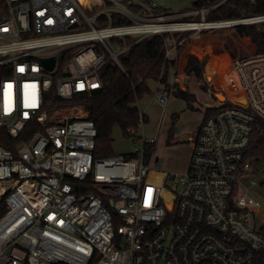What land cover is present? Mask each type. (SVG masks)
<instances>
[{"label": "built area", "instance_id": "1", "mask_svg": "<svg viewBox=\"0 0 264 264\" xmlns=\"http://www.w3.org/2000/svg\"><path fill=\"white\" fill-rule=\"evenodd\" d=\"M3 1L0 127L13 139L39 130L15 150L0 145V264H264V204L246 158L264 120V52L249 38L236 57L221 46L206 71L210 112L189 140L183 173L157 171L144 148L137 158H96L97 128L81 107L44 110L54 88L64 101L100 90L108 61L121 67L150 36L177 62L174 88L180 48L206 33L264 34V13L210 18L224 1L185 12L169 0ZM53 57L49 71L43 60ZM158 84L164 124L173 89Z\"/></svg>", "mask_w": 264, "mask_h": 264}, {"label": "trees", "instance_id": "2", "mask_svg": "<svg viewBox=\"0 0 264 264\" xmlns=\"http://www.w3.org/2000/svg\"><path fill=\"white\" fill-rule=\"evenodd\" d=\"M221 2L223 3L216 8L210 18L233 19L264 13V0L255 2L249 0H196L194 7L204 8ZM5 13L4 1L0 0V20L5 16ZM241 32L259 47L260 52H264V34L261 29L248 26L241 28ZM237 34L241 37L240 32ZM218 48L219 43L217 41L213 40L207 44L198 38L193 40V44L183 54L184 48H180L179 53L182 56L179 74L194 76L206 87L205 69L208 58L200 61L196 57L190 56L188 69L186 68V58L192 51L198 53L199 56L209 54L215 56L217 53L214 51H217ZM120 63L121 67L113 61H108L104 66L101 71L103 87L100 90L78 94L72 101H64L58 96L55 88L46 96L44 110L49 114L65 106H79L86 112L85 118L95 123L98 132L94 151L96 158L115 155L112 144L116 130L120 131L123 137L132 138L134 133L139 130L141 121L143 123L148 122V117L145 114L141 116L139 102L152 93L149 81L160 82L168 89H173L168 84L169 72L177 67V62L166 59L164 41L159 36H150L138 41L120 57ZM179 86L189 89L182 83ZM175 96L194 107L193 103L196 102L194 95L180 91ZM203 108L205 117H207L210 110ZM38 130L37 125H30L18 139H13L6 129L0 127V145L15 150L17 144L27 142ZM174 138L175 127L172 126L167 134V144H171ZM154 147V145L144 146L146 161L150 160ZM124 156L130 159L137 158L139 154L136 152ZM246 158L253 165L264 162V120H260L256 124ZM261 233L264 235V228Z\"/></svg>", "mask_w": 264, "mask_h": 264}, {"label": "rangeland", "instance_id": "3", "mask_svg": "<svg viewBox=\"0 0 264 264\" xmlns=\"http://www.w3.org/2000/svg\"><path fill=\"white\" fill-rule=\"evenodd\" d=\"M195 1L196 0H169L167 7L173 12H185L194 7ZM235 31L236 30H233V32L218 31L215 33H206L202 37H199L198 40L207 44L215 40L219 43V48L217 51H214V53H220V47L224 46V50L231 55L232 50H237L236 48L238 47L248 48L244 35L240 33V37L237 34L239 32ZM192 44L193 41L184 48L182 54ZM202 48L205 47L202 46ZM192 53L198 54L192 51L189 55ZM205 56L206 55L199 56L200 60L204 61ZM210 58L211 57L208 58L206 71H208L209 66L214 65V63L212 64L210 62ZM179 68L180 60L178 62V72H180ZM183 78L182 84L186 85L189 89H181L178 83L177 86H174L175 91H173V88L172 93L176 95V92L185 91L186 93L194 95L196 98V102L193 103L194 107L188 106L189 104L176 96L172 97L167 119L164 124H161L163 109L157 104L154 95L148 96L141 102V106L147 114L148 122L141 124L139 130L134 133V137L132 138H125L120 131L116 130L114 133V142L112 144L114 154L125 155L140 152L144 148L145 139L149 140L155 138L157 142L154 145L155 147L151 159H153L157 171L161 173H183L187 170L191 153V144L189 141H184L183 137L188 135L192 138L194 132L200 126L205 115L203 108L204 103L208 100L209 94L207 86L205 87L202 82L199 84L194 76ZM205 80H211V75H208L206 72ZM222 98L223 97H220V99ZM172 126L175 127V138L171 144H167V134ZM253 166L255 175L250 178L258 181L259 185L255 189V192L264 204V162L261 164H254Z\"/></svg>", "mask_w": 264, "mask_h": 264}, {"label": "crops", "instance_id": "4", "mask_svg": "<svg viewBox=\"0 0 264 264\" xmlns=\"http://www.w3.org/2000/svg\"><path fill=\"white\" fill-rule=\"evenodd\" d=\"M237 50H232L233 51V53L231 54L233 57H236V56H238V55H240L242 52H241V50L239 49V48H236ZM181 56H182V54H181ZM206 56H210L211 58H210V62L213 64H215V61H216V59H215V57H216V55L215 56H213V55H206ZM206 56H205V59H207L206 58ZM188 57H190V55L189 56H187V58H186V62H187V65H186V68L188 69ZM181 58V57H180ZM201 61V60H200ZM206 70V69H205ZM212 71V66H209L208 67V71ZM179 71H180V68H179ZM206 72V71H205ZM180 73V72H179ZM178 79H179V74H178ZM198 81V83L200 84V81L199 80H197ZM177 84H178V81H177ZM177 84L175 85V86H177ZM149 87H150V89H151V91H152V93H151V95H154L155 96V93H156V91H157V89H158V87H159V84H158V82H155V81H149ZM180 87V86H179ZM181 89H185L184 87H180ZM203 88V87H202ZM173 91H175V88H174V90ZM177 93V92H176ZM148 96H146L145 98H147ZM172 97H175V95L172 93V95H171V98ZM177 97V96H176ZM144 98V99H145ZM143 99V100H144ZM180 99V98H179ZM142 100V101H143ZM142 101H140L139 102V108H140V110L147 116V114L144 112V109L142 108V106H141V102ZM185 101V100H184ZM186 102V101H185ZM170 103H171V99H170ZM187 104H188V102H186ZM189 106V105H188Z\"/></svg>", "mask_w": 264, "mask_h": 264}, {"label": "water", "instance_id": "5", "mask_svg": "<svg viewBox=\"0 0 264 264\" xmlns=\"http://www.w3.org/2000/svg\"><path fill=\"white\" fill-rule=\"evenodd\" d=\"M192 56L196 57L197 59L200 60V57L198 54H192ZM205 60V58H204ZM203 61V60H202ZM55 62H56V59L53 57V58H50V59H44L43 60V64L45 65V67L49 70V71H52L54 66H55ZM216 97L218 99H220V97H223L222 95L220 94H217ZM211 103H214V101H211Z\"/></svg>", "mask_w": 264, "mask_h": 264}, {"label": "bare ground", "instance_id": "6", "mask_svg": "<svg viewBox=\"0 0 264 264\" xmlns=\"http://www.w3.org/2000/svg\"><path fill=\"white\" fill-rule=\"evenodd\" d=\"M188 77V75H184V74H179V79H178V83L181 84L182 83V78ZM183 78V79H184Z\"/></svg>", "mask_w": 264, "mask_h": 264}, {"label": "flooded vegetation", "instance_id": "7", "mask_svg": "<svg viewBox=\"0 0 264 264\" xmlns=\"http://www.w3.org/2000/svg\"><path fill=\"white\" fill-rule=\"evenodd\" d=\"M183 140H184V141H189V140H190V136H188V135L184 136V137H183Z\"/></svg>", "mask_w": 264, "mask_h": 264}]
</instances>
